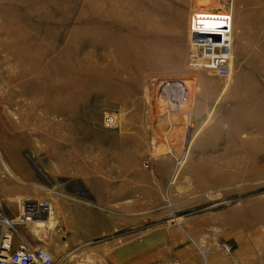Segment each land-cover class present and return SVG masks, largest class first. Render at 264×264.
<instances>
[{"label":"rangeland","instance_id":"1","mask_svg":"<svg viewBox=\"0 0 264 264\" xmlns=\"http://www.w3.org/2000/svg\"><path fill=\"white\" fill-rule=\"evenodd\" d=\"M216 38L231 72L201 58ZM0 122L41 189L45 125L69 179L114 171L122 180L123 166L149 172L172 156L142 227L161 232L139 264H264V0H0ZM91 148L99 160L75 158ZM47 221L46 234L31 221L14 227L57 261L50 233L60 228Z\"/></svg>","mask_w":264,"mask_h":264},{"label":"crops","instance_id":"2","mask_svg":"<svg viewBox=\"0 0 264 264\" xmlns=\"http://www.w3.org/2000/svg\"><path fill=\"white\" fill-rule=\"evenodd\" d=\"M48 128L52 126L45 125V139L41 143L44 174L42 181H39L43 185L41 189L36 185L31 166L17 143L16 133L0 126V216L4 215L14 221L20 198L45 197L51 203L50 217L53 225L60 228L59 233H50L57 264H68V257L74 254L76 257L95 254L99 263L104 264H111L112 260L119 264H125L122 261L139 264L151 259L152 255L146 253L154 247L153 237L161 232V224H158L159 228H156L157 225L153 228L142 227L160 202L161 190L171 172L172 156L163 153L160 158H154L149 172L137 169V166L121 165L123 167L119 172L122 180L116 179L114 171L100 173L98 177L87 173L85 177L69 179L60 166L62 153L58 135L49 134ZM128 139L129 135L121 140V144ZM51 149L54 150L51 152ZM74 155L76 159L99 160L97 150L93 148L80 153L76 150ZM61 191L79 195L99 207L108 206L109 211L104 212L89 203L68 201L59 195ZM159 214L157 212L155 215ZM15 229L11 237L12 246L19 238L29 242L17 224ZM133 237L146 240L116 244L107 242L114 238Z\"/></svg>","mask_w":264,"mask_h":264},{"label":"built area","instance_id":"3","mask_svg":"<svg viewBox=\"0 0 264 264\" xmlns=\"http://www.w3.org/2000/svg\"><path fill=\"white\" fill-rule=\"evenodd\" d=\"M211 46H216V43L210 44ZM218 55H220L218 53ZM222 58V59H221ZM221 61L227 57L225 54L221 56ZM210 57L209 66L215 67L216 61L211 60ZM218 69L227 71L225 66L219 65ZM219 71V70H218ZM169 84L174 88L175 85H179V81L174 78H168ZM164 84H166V82ZM115 116L112 113H108L102 119L103 126L109 128L114 125ZM19 204V213L16 215V221H12L8 219L6 216H1L0 218V264H57L55 260H53L51 253L49 250L44 247L35 244L34 242H28L23 238H19L16 243L11 245V237L12 232H16L14 227L15 222H34L35 225L40 226L38 221H46L50 219L51 214V203L47 200V198H35V197H24L18 201ZM52 229V227H51ZM58 231V228H56ZM36 239L39 240L38 234L34 232ZM227 244L225 248H227ZM61 264V263H59ZM165 264H177L175 261L171 263Z\"/></svg>","mask_w":264,"mask_h":264},{"label":"bare ground","instance_id":"4","mask_svg":"<svg viewBox=\"0 0 264 264\" xmlns=\"http://www.w3.org/2000/svg\"><path fill=\"white\" fill-rule=\"evenodd\" d=\"M218 33H220L219 31H218ZM211 34H213V33H211ZM219 39L218 38H216V40L215 41H213V40H210L209 42H208V44L209 45H206V46H208L207 47V52H205V50H203V49H201V54H202V57L201 58H203L204 56H206V54H207V56L210 58V56H211V60H215L216 61V66L215 67H212V68H215L217 71H218V66L219 65H222L223 67L225 66L226 68H227V70H228V72H231V68H230V61H227V58L230 60V53L228 52V49L226 50V49H224V46H226V45H220V41H218ZM222 40V39H221ZM212 43H216V45L217 46H211L210 44H212ZM205 46V47H206ZM217 48L218 49V53L220 54V55H218V53H216V54H214V50H213V48ZM223 54H225V56L227 57L226 59H224V61L222 62L221 61V56L223 55ZM221 58V59H220ZM224 74V73H223ZM114 115V114H113ZM115 116V115H114ZM49 221H50V219H49ZM50 222H53L52 221V219H51V221ZM38 224L40 225V226H42V230H43V233L44 234H46V230L48 229V227L50 226L49 224H48V221L46 222V221H41V220H39L38 221ZM35 228V227H34ZM44 234H43V236H44ZM76 264H77V262H75Z\"/></svg>","mask_w":264,"mask_h":264}]
</instances>
